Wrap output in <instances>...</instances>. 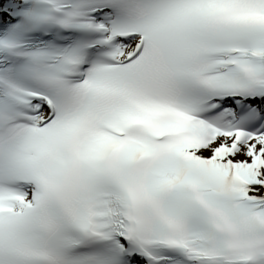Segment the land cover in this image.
<instances>
[{
	"label": "snow or ice",
	"instance_id": "snow-or-ice-1",
	"mask_svg": "<svg viewBox=\"0 0 264 264\" xmlns=\"http://www.w3.org/2000/svg\"><path fill=\"white\" fill-rule=\"evenodd\" d=\"M0 264H264V0H0Z\"/></svg>",
	"mask_w": 264,
	"mask_h": 264
}]
</instances>
